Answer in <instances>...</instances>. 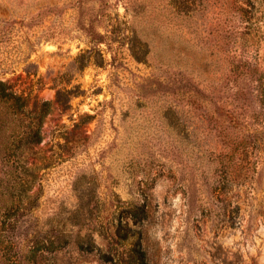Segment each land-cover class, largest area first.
<instances>
[{"label": "rangeland", "instance_id": "rangeland-1", "mask_svg": "<svg viewBox=\"0 0 264 264\" xmlns=\"http://www.w3.org/2000/svg\"><path fill=\"white\" fill-rule=\"evenodd\" d=\"M0 81L39 264H264V0H0Z\"/></svg>", "mask_w": 264, "mask_h": 264}, {"label": "trees", "instance_id": "trees-1", "mask_svg": "<svg viewBox=\"0 0 264 264\" xmlns=\"http://www.w3.org/2000/svg\"><path fill=\"white\" fill-rule=\"evenodd\" d=\"M51 103L40 101L31 109L5 82L0 81V264H39L44 254L55 253L59 244L35 239L21 249L23 218L32 208L35 175L27 165L32 148L41 143L43 121ZM23 253V254H22Z\"/></svg>", "mask_w": 264, "mask_h": 264}]
</instances>
